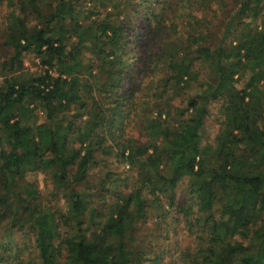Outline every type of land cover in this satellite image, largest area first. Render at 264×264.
<instances>
[{
    "label": "trees",
    "instance_id": "16d2710c",
    "mask_svg": "<svg viewBox=\"0 0 264 264\" xmlns=\"http://www.w3.org/2000/svg\"><path fill=\"white\" fill-rule=\"evenodd\" d=\"M233 2L0 0V264H264V0Z\"/></svg>",
    "mask_w": 264,
    "mask_h": 264
},
{
    "label": "rangeland",
    "instance_id": "374dc122",
    "mask_svg": "<svg viewBox=\"0 0 264 264\" xmlns=\"http://www.w3.org/2000/svg\"><path fill=\"white\" fill-rule=\"evenodd\" d=\"M236 6V3L235 2H233V0H229V4H228V7H229V9H232V8H234ZM136 7H138V9L141 11V13L139 14V16H136V14H133V18H135V19H137L138 20V22H137V24H136V30H138V31H140V29H142V27H143V24H144V21H143V15H144V13H145V11H146V3L144 2V3H142V4H140V5H138V6H136ZM3 14H4V8H3V6H1L0 7V20L2 19V17H3ZM147 40H148V38H147V36L144 38V45H145V47H147L148 45H147ZM137 53H139V51L137 52ZM26 65H27V67H29L30 69H32V70H36V68H37V61L35 60V58L33 57V56H28V59H27V61H26ZM129 70H132V69H129ZM132 74H133V71H130V75L132 76ZM145 82H147V80L145 81ZM214 119V118H213ZM215 129H216V126H215V124L211 127V129H210V133L212 134L214 131H215ZM210 134V135H211ZM126 170H128V171H130L128 168H126ZM30 178L31 179H34V180H36L39 184H40V186H41V188L45 191L46 189H47V187H46V180H45V176L44 175H42V174H32V175H30ZM180 232H181V235L184 233V232H182V229L180 228V230H179ZM182 239H185L184 237H183V235H182ZM17 240V239H16ZM18 241V240H17ZM19 242V241H18Z\"/></svg>",
    "mask_w": 264,
    "mask_h": 264
}]
</instances>
